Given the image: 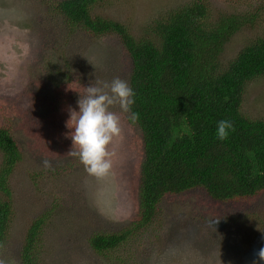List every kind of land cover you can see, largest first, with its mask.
I'll return each instance as SVG.
<instances>
[{"label": "rangeland", "instance_id": "obj_1", "mask_svg": "<svg viewBox=\"0 0 264 264\" xmlns=\"http://www.w3.org/2000/svg\"><path fill=\"white\" fill-rule=\"evenodd\" d=\"M52 1L57 0H0V126L9 128L21 153L10 177L13 220L0 262L21 264L27 230L44 217L40 264H248L253 234L264 222V191L228 203L212 200L199 188L166 196L156 235L140 233L104 255L89 247L91 236L115 233L137 214L142 138L127 114L113 107L122 132L110 145L112 168L104 176H90L77 157L67 155L72 147L69 109L79 111L77 101L89 85L114 78L128 83L131 60L115 36L71 32ZM188 1L108 0L97 12L138 37L152 20ZM209 2L214 13L264 14L258 0ZM258 23L232 38L223 65L264 36V21ZM242 112L264 120V77L246 85ZM45 160L51 167L43 166Z\"/></svg>", "mask_w": 264, "mask_h": 264}, {"label": "trees", "instance_id": "obj_2", "mask_svg": "<svg viewBox=\"0 0 264 264\" xmlns=\"http://www.w3.org/2000/svg\"><path fill=\"white\" fill-rule=\"evenodd\" d=\"M107 1L51 2L71 32L78 29L98 39L115 36L131 60L128 85L134 103L126 114L142 138L137 214L127 227L88 239L89 247L100 255L116 251L140 233L156 235L159 207L166 196L199 188L212 200L228 203L264 191V120L242 112L246 85L264 77V36L222 64L232 38L256 27L264 14L236 9L214 13L209 0H189L152 20L137 37L127 25L97 12ZM258 2L264 12V0ZM131 113L139 114L135 124L128 118ZM220 120L231 121L235 129L224 141L216 137ZM0 155L1 253L13 220L10 177L21 159L5 126H0ZM45 221L40 217L28 228L21 264H40L37 248ZM256 228L248 264L264 247V222ZM218 254L221 257L220 250Z\"/></svg>", "mask_w": 264, "mask_h": 264}, {"label": "clouds", "instance_id": "obj_3", "mask_svg": "<svg viewBox=\"0 0 264 264\" xmlns=\"http://www.w3.org/2000/svg\"><path fill=\"white\" fill-rule=\"evenodd\" d=\"M85 93L77 101L79 111L69 109L66 126L71 130L69 138L72 147L67 155L77 157L88 175L101 177L112 168L110 145L122 132L120 117L111 109L118 106L122 112L129 113L134 103V93L128 83L120 78H114L110 83L103 82L101 86L89 85ZM128 118L135 124L139 114L131 113ZM230 131H235L231 121L220 120L217 123L216 137L220 141L226 140ZM42 163L45 168L51 167L47 160ZM254 256L252 264H264V247Z\"/></svg>", "mask_w": 264, "mask_h": 264}]
</instances>
